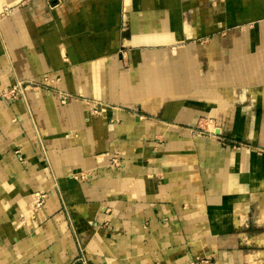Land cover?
<instances>
[{
  "label": "crops",
  "instance_id": "obj_1",
  "mask_svg": "<svg viewBox=\"0 0 264 264\" xmlns=\"http://www.w3.org/2000/svg\"><path fill=\"white\" fill-rule=\"evenodd\" d=\"M45 79L0 98V264H72L69 224L89 264H264V0H0V94Z\"/></svg>",
  "mask_w": 264,
  "mask_h": 264
},
{
  "label": "rangeland",
  "instance_id": "obj_2",
  "mask_svg": "<svg viewBox=\"0 0 264 264\" xmlns=\"http://www.w3.org/2000/svg\"><path fill=\"white\" fill-rule=\"evenodd\" d=\"M18 81H20L22 83V86H23L22 87V94L18 96V91L16 90V93L13 94V96H12L10 101H18L20 99H24L26 97L27 91L30 90V89H33V90L55 89V87L52 85L53 83L50 82L48 79H45L43 81V83L38 81V80H17L8 89L9 90L13 89ZM1 94H0V98H2ZM5 100H8V99H5ZM66 101H67L66 97H64L62 99V103H65ZM92 113L93 114H97L98 113V111L96 110L95 106L92 108ZM200 130L203 132V135H208L209 134L208 133L209 131L206 129V127H200ZM216 133H217L216 132V128H212V135H216ZM221 142H222V144H228L229 143L228 140H226L224 138L221 139ZM232 145H234V147H235L237 145L239 146L240 144L233 143ZM114 160H118L119 162H121L123 164L121 157L119 155H115L112 158V164H111L112 167H115ZM42 193L44 194L43 196H44L45 199L38 200L39 199L38 198V194H42ZM46 202H47V193L46 192H37V193H35L34 198L32 200V203H31V206L29 208V214L26 215L28 213L27 212V213H24L21 216V224L23 226H32L34 224V222H36V220H37L38 216L40 215V213L44 210V208L46 206ZM67 221H68V218H67ZM108 226H109L108 222H105V223L102 224L103 228H108ZM69 227H70V232H71V234H72V236H73V238H74V240L76 242V246H77V249H78V255H77L76 259L74 260V262L72 264H76V263L89 264L86 250H84L83 248H81V246H79V243L77 241V237H76V233H75L74 228H72V226L70 224H69Z\"/></svg>",
  "mask_w": 264,
  "mask_h": 264
},
{
  "label": "built area",
  "instance_id": "obj_3",
  "mask_svg": "<svg viewBox=\"0 0 264 264\" xmlns=\"http://www.w3.org/2000/svg\"><path fill=\"white\" fill-rule=\"evenodd\" d=\"M47 1H53V0H47ZM6 14H9L10 13V10H6L5 11ZM18 86V87H17ZM22 83L20 81H18L15 85V87L11 90L9 89H6L2 94H1V97L3 99H8V100H11L12 96L14 93H16V90L18 91V96L22 94ZM114 164H115V167L118 168V169H121L123 168V164L121 162H119L118 160H114ZM41 199H45L44 197L42 198H39L38 200H41ZM37 200V201H38Z\"/></svg>",
  "mask_w": 264,
  "mask_h": 264
},
{
  "label": "bare ground",
  "instance_id": "obj_4",
  "mask_svg": "<svg viewBox=\"0 0 264 264\" xmlns=\"http://www.w3.org/2000/svg\"><path fill=\"white\" fill-rule=\"evenodd\" d=\"M44 194L42 193V194H38V198H42V197H44L43 196ZM48 199V198H47Z\"/></svg>",
  "mask_w": 264,
  "mask_h": 264
}]
</instances>
